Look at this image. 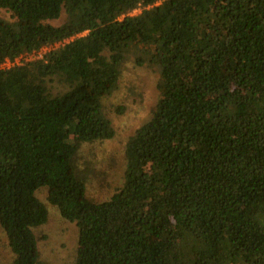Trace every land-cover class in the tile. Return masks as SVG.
<instances>
[{"label": "trees", "instance_id": "1", "mask_svg": "<svg viewBox=\"0 0 264 264\" xmlns=\"http://www.w3.org/2000/svg\"><path fill=\"white\" fill-rule=\"evenodd\" d=\"M140 12L131 15L134 10ZM0 230L37 264V197L76 225L73 264H264V0H0ZM157 70L122 184L86 196L84 144L115 135L102 100L123 63Z\"/></svg>", "mask_w": 264, "mask_h": 264}, {"label": "rangeland", "instance_id": "2", "mask_svg": "<svg viewBox=\"0 0 264 264\" xmlns=\"http://www.w3.org/2000/svg\"><path fill=\"white\" fill-rule=\"evenodd\" d=\"M139 12L136 10L133 15ZM0 18L13 21L11 14L5 10H0ZM157 80L155 68L137 66L132 58L123 63L116 89L102 100L104 113L114 129V137L84 144L79 150V164L89 171L87 198L104 201L122 184L124 145L135 130L151 117L158 97ZM37 197L48 210L47 221L34 230L39 252L37 264H73L78 238L76 225L64 220L58 210L46 201L45 189H40ZM11 261V251L0 230V264H10Z\"/></svg>", "mask_w": 264, "mask_h": 264}, {"label": "built area", "instance_id": "3", "mask_svg": "<svg viewBox=\"0 0 264 264\" xmlns=\"http://www.w3.org/2000/svg\"><path fill=\"white\" fill-rule=\"evenodd\" d=\"M138 10V9H137ZM136 11V10H134ZM133 11V12H134ZM133 12L131 13V15H133ZM58 44L56 45H52V46H46V47H42L41 49H39L38 51H32L30 53H24L18 57H15L13 60L10 59H6L1 65H0V69H8L11 68L13 66H19V65H23L25 63H28L30 61H34V60H38L41 59L42 56L48 52L49 50L57 47Z\"/></svg>", "mask_w": 264, "mask_h": 264}]
</instances>
